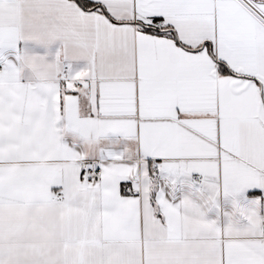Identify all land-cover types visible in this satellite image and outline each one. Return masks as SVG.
<instances>
[{
  "label": "snow or ice",
  "instance_id": "6c2138e0",
  "mask_svg": "<svg viewBox=\"0 0 264 264\" xmlns=\"http://www.w3.org/2000/svg\"><path fill=\"white\" fill-rule=\"evenodd\" d=\"M0 264H264V0H0Z\"/></svg>",
  "mask_w": 264,
  "mask_h": 264
}]
</instances>
